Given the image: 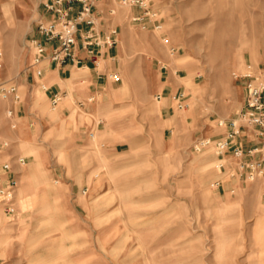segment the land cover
Listing matches in <instances>:
<instances>
[{
    "label": "rangeland",
    "instance_id": "obj_1",
    "mask_svg": "<svg viewBox=\"0 0 264 264\" xmlns=\"http://www.w3.org/2000/svg\"><path fill=\"white\" fill-rule=\"evenodd\" d=\"M44 1L0 0V87L15 84L23 98L12 131L0 96V145L28 158L20 171L32 173L20 180L16 214L0 205V260L264 264V177L247 178L216 150L220 123L243 109L233 73L264 65V0H152L160 32L131 22L138 9L102 0L104 29L119 30L115 59L97 68L104 95L79 108L93 96L74 93L95 74L75 68L79 80L55 112L28 69ZM116 74L119 82L107 80ZM181 92L185 110L173 100Z\"/></svg>",
    "mask_w": 264,
    "mask_h": 264
},
{
    "label": "built area",
    "instance_id": "obj_2",
    "mask_svg": "<svg viewBox=\"0 0 264 264\" xmlns=\"http://www.w3.org/2000/svg\"><path fill=\"white\" fill-rule=\"evenodd\" d=\"M125 7L136 8L140 13L131 17V22L140 29L160 32L163 28L157 14L153 11L152 0H114ZM102 0H45L43 2L45 15L36 25V36L30 42L33 52V60L29 65V71L37 78L44 74L45 63L55 66H82L83 61L78 58L77 50L85 51L91 62L99 63L101 51L114 48L119 43V30L116 27L101 29L103 17L100 4ZM115 11L110 10L113 16ZM167 43V39H163ZM174 49H172V52ZM2 53L0 52V69L3 67ZM165 68V67H164ZM114 82H119L118 75H111ZM233 79L243 89V109L237 119L221 122L227 131L224 138L216 142L217 155L219 157L231 153L240 161V168L247 178L264 177V65L244 64L241 70L233 73ZM46 90V87L43 86ZM0 96L4 101L15 105L23 100L19 88L15 84L0 87ZM160 99V97H159ZM62 100L61 95L52 98L53 107ZM179 110L187 108L186 95L181 92L173 96ZM95 98L88 99L85 103L79 102V107L93 103ZM6 117L10 121V128L16 129L17 124L14 108L6 111ZM244 128H248L255 143L251 148L243 146ZM90 138L94 134L89 135ZM210 144L203 141L202 147ZM8 142L3 143V148H9ZM199 148V147H198ZM20 166H25L27 159L18 157ZM223 165L220 166L222 168ZM219 186V184L217 185ZM20 187V181L14 172L11 161L0 163V205L9 216L16 214V195ZM87 193V189L84 194ZM0 264L5 262L0 260Z\"/></svg>",
    "mask_w": 264,
    "mask_h": 264
},
{
    "label": "crops",
    "instance_id": "obj_3",
    "mask_svg": "<svg viewBox=\"0 0 264 264\" xmlns=\"http://www.w3.org/2000/svg\"><path fill=\"white\" fill-rule=\"evenodd\" d=\"M101 29L105 30L103 25H101ZM33 36L34 37L36 36V32L34 33ZM117 46L114 47V48L106 49V50L100 52V55H99L100 65H99V63L98 64H94L93 62H91L89 57H88V55H87V53L85 51L81 50L80 48L77 50V55H78V58L83 61V65L82 66L69 65V66H62L61 67V66H55L51 62L50 63H45L44 74H43V76L41 78H37L33 74L34 77L38 81L34 79V82H33L32 86L35 89L39 88L41 90V92L44 93L45 97H47L49 99V101H50L52 110L55 112V111H57L59 109V104L57 106L53 107V105H52L53 96L56 95V94L65 95V97H63L62 99H64V100L67 99L68 100V96L70 95L68 90L71 89V87L74 90V82L79 80V79H76V78L79 77L80 74L75 75V77H74L75 79H73V77L71 75L72 74V70L77 68V69H82V70L94 71L95 75L94 76L92 75L90 77V80H89L90 86L88 87V89H85L83 91L75 92L74 94H75V96L82 97L83 95L88 93L89 97L93 96L95 98V100H96V97H97V101H98V98H102L103 95H104V92L101 91L102 90L101 86L103 85L101 80H103L104 77H105L104 76L105 73H101L100 71L97 70L98 65H99V68H102L103 65H104V62H106L107 59L114 60L115 59V56H114L115 55V50H116ZM67 74H69L70 76L68 77ZM110 76H106L107 80H111ZM108 82L109 81H107L105 83H107V85H108V84H110ZM111 83L113 84L114 82L112 81ZM70 84H71V86H70ZM43 86L46 87V90L43 89ZM88 99H90V98H88ZM79 102H81V101H79ZM79 102L77 103L78 107H79ZM94 102L93 103H88L89 105L86 104L84 108H81V107H79V108L85 109L87 105L91 106V105L95 104ZM83 103H85V102H83ZM21 104H22V102L20 104H17V105L11 103L8 106V108H7V109L14 108V110H15V117H14L13 121L17 124L16 129L13 130V129L10 128V121L6 117V112L4 113L5 120L8 123L9 129L12 130V131H16L18 129V125H19L18 120H19V113L20 112L17 109L21 106ZM17 136H18V134L17 135L16 134L12 135L13 138H15ZM18 141L19 140H17V141L14 140V143H17ZM242 142H244V138L242 139ZM102 147L105 148L106 144L103 145ZM9 148H10V146H9ZM9 148L4 149L3 148V144L0 145V163L3 162V159L5 157L8 158V161L12 162V166H13L14 172L17 175L19 181L22 178L31 179V176H32L31 174L32 173H30L29 175H24L23 176V171H20V168H22V166H20L18 164V162H17V158L20 157V156H18V155L15 156L13 154L14 153V151H13L14 149L11 150ZM109 151L111 153L113 152L111 149ZM26 159L28 160V158H26ZM86 189H87V192H88V188L84 187V190H86ZM17 195H18V193H17ZM17 195H16V198H17Z\"/></svg>",
    "mask_w": 264,
    "mask_h": 264
},
{
    "label": "bare ground",
    "instance_id": "obj_4",
    "mask_svg": "<svg viewBox=\"0 0 264 264\" xmlns=\"http://www.w3.org/2000/svg\"><path fill=\"white\" fill-rule=\"evenodd\" d=\"M99 65H100V62H99ZM99 65H98V66H99ZM221 165H222L221 162H219L218 165H217V168L220 169V166H221Z\"/></svg>",
    "mask_w": 264,
    "mask_h": 264
}]
</instances>
